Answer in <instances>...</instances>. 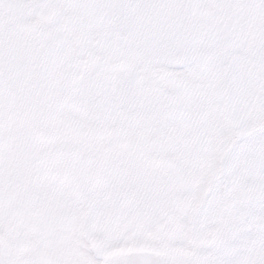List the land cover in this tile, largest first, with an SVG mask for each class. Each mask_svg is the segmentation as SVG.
<instances>
[{
  "label": "snow or ice",
  "instance_id": "snow-or-ice-1",
  "mask_svg": "<svg viewBox=\"0 0 264 264\" xmlns=\"http://www.w3.org/2000/svg\"><path fill=\"white\" fill-rule=\"evenodd\" d=\"M0 264H264V0H0Z\"/></svg>",
  "mask_w": 264,
  "mask_h": 264
}]
</instances>
